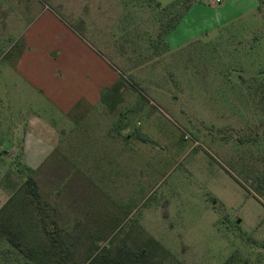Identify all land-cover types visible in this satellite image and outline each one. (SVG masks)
<instances>
[{
	"label": "rangeland",
	"instance_id": "obj_1",
	"mask_svg": "<svg viewBox=\"0 0 264 264\" xmlns=\"http://www.w3.org/2000/svg\"><path fill=\"white\" fill-rule=\"evenodd\" d=\"M228 1L0 0V264L125 262L121 249L151 243L149 264H264V0L149 52L160 23ZM45 10L79 35L43 28L63 45L50 52L63 89L90 98L69 114L17 69ZM105 78L108 97L90 102Z\"/></svg>",
	"mask_w": 264,
	"mask_h": 264
},
{
	"label": "crops",
	"instance_id": "obj_2",
	"mask_svg": "<svg viewBox=\"0 0 264 264\" xmlns=\"http://www.w3.org/2000/svg\"><path fill=\"white\" fill-rule=\"evenodd\" d=\"M225 1L226 0H220L219 2H217L219 4H222ZM235 2L238 6L242 4L245 8L246 3L250 5V8H257L256 0H229L227 2V9H223L222 6L218 10H213L210 6H206L205 4H203V2H195L178 23L176 28L170 31L165 36L163 42L164 46L166 47L165 50L161 52L151 49V51L149 52L151 53V55L155 53L154 56H156L157 58L158 56H165L167 53L177 50L178 47L185 48V46L193 44L196 40H198L199 37L207 35L210 29H213L214 27L217 28L219 25L226 23L227 20H229L231 17L226 16V18H221V16H223V12H227L230 9H233ZM195 9H200L201 11H203L204 15L194 16L192 20L189 21V18L191 17ZM48 11L50 10H45V13L37 18L35 22H33L23 33V47L22 49H20V51L22 52L20 53L18 58L17 69L31 85L37 87V89L41 92L45 91L44 88L50 89L51 92L52 88L55 87L56 90L54 96L52 95L51 98L56 99L57 102L63 105V107L65 105V108H63V112L64 114H69L70 110H72L76 105H79L83 101H87L86 99L90 98L86 97L85 95L76 96L73 91H67L68 89H63V85L61 83L63 76L61 78L57 73L60 72L58 70H61L59 69L60 66L58 67V60L53 59L50 53L51 51H56L55 49H60V51H63V45L59 43L58 46V44L55 42V37H53L51 33L47 35V32L43 31V28L46 26L54 25V31L56 33L54 34V36H60L63 32H65V34H67L69 38H72V40L76 41L79 40V35L69 31V29H67L62 24V22H60V20L54 17L51 13L47 14ZM209 12H213L212 15L215 14V17L213 18L215 22L211 23L210 25L209 23L211 22L212 18L208 16ZM212 24L213 26L211 27ZM60 45L62 47H60ZM60 62H62L61 54ZM38 63L39 66L36 65ZM52 79H54L53 83L56 84V86L52 85ZM105 80L106 82L104 84L95 83V86H93L92 88L94 90L95 97L90 100V102L98 104L106 96L108 97V95L105 94L108 93V84L110 85V83H108V78H105ZM48 98L50 97L48 96ZM27 136H30V134H27ZM28 145L29 143H27L26 141L23 149L29 161ZM29 164L28 165L30 166V168L34 169L35 166L32 165L31 159Z\"/></svg>",
	"mask_w": 264,
	"mask_h": 264
},
{
	"label": "trees",
	"instance_id": "obj_3",
	"mask_svg": "<svg viewBox=\"0 0 264 264\" xmlns=\"http://www.w3.org/2000/svg\"><path fill=\"white\" fill-rule=\"evenodd\" d=\"M199 1V0H197ZM192 4H190L187 8V10L185 11V13L180 17L178 18L177 20H175L169 27L167 25H163V23H160V35H158L157 37V41L159 43L160 41V44L162 45V49L161 51H164L165 50V46L163 44L164 42V39H165V36L170 32L172 31L173 29L176 28V26L178 25V23L181 21V19L184 17V15L189 11V9L191 8ZM176 7V5L174 4V7L173 9ZM164 12V9H162V13ZM163 31V32H162ZM152 42L150 41V44ZM153 45V43H152ZM28 183L30 184V189H31V194L32 196L35 198V199H39L40 198V194L38 192V185L36 183V181L34 179H29L28 180ZM1 226L0 227V230H2V232L4 231V233L10 235L11 234V230L9 229V227L7 225H4V223H1ZM8 242L9 243H15V247L18 248L19 244L17 242H14L12 239H8ZM152 247H156L158 248L159 246L158 245H155L153 243H151ZM149 245V244H148ZM148 245H143L144 247L141 249L140 252H133V255H132V251H129V250H126V249H121L120 252L121 254L124 253V254H127L128 256H123L125 258V262H120V261H117L118 259H108V261L110 262H114V263H108V264H137L138 262H140L139 264H149V260H151V258H149L150 256H153V251L152 249L150 248L151 246H148ZM148 248V249H147ZM140 250V249H139ZM150 251L149 253H151L150 255L147 254V252ZM21 252H24V250H21ZM131 255H130V254ZM118 256H122V255H118ZM149 256V257H148ZM151 263V262H150ZM58 264H63V262L61 260L58 261ZM152 264V263H151Z\"/></svg>",
	"mask_w": 264,
	"mask_h": 264
},
{
	"label": "built area",
	"instance_id": "obj_4",
	"mask_svg": "<svg viewBox=\"0 0 264 264\" xmlns=\"http://www.w3.org/2000/svg\"><path fill=\"white\" fill-rule=\"evenodd\" d=\"M218 2L220 1V0H217Z\"/></svg>",
	"mask_w": 264,
	"mask_h": 264
}]
</instances>
